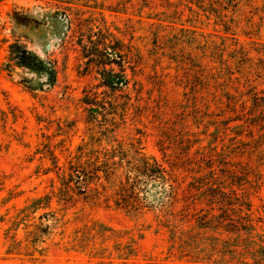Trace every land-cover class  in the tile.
<instances>
[{
  "label": "rangeland",
  "instance_id": "rangeland-1",
  "mask_svg": "<svg viewBox=\"0 0 264 264\" xmlns=\"http://www.w3.org/2000/svg\"><path fill=\"white\" fill-rule=\"evenodd\" d=\"M0 264H264V0H0Z\"/></svg>",
  "mask_w": 264,
  "mask_h": 264
},
{
  "label": "trees",
  "instance_id": "trees-1",
  "mask_svg": "<svg viewBox=\"0 0 264 264\" xmlns=\"http://www.w3.org/2000/svg\"><path fill=\"white\" fill-rule=\"evenodd\" d=\"M12 48L16 49L15 52L18 54L17 57L21 59V61L24 64L26 63L30 66H38L39 64H41L40 61H37V58L35 57V55L32 54V52H30L26 47H23L21 45H12ZM110 77L112 78L111 83H113L116 76H110ZM124 155H125L124 153L116 154V152H112L111 154L106 153V179L107 180H109L113 175H115V170H117V168L122 166V162L125 158ZM115 156H119L120 160L119 161L113 160ZM138 161L134 162L133 166L131 167L132 171L133 170L137 171V175H139L140 173H143V175L149 176L151 180L158 179V181L163 182V183L165 181H169L165 168L163 167L161 163H159V161L154 156H141L138 159ZM242 169H247V168L246 167L244 168L243 165H241L240 163H237V166L234 169L229 170L228 171L229 173H226L224 177L226 179L233 178V177H240L241 172H244L242 171ZM69 173L70 174L68 178L64 177L63 185L60 190V194L64 196H67L66 193L74 190V188L71 185V181L76 176H78L76 174L81 173V171L80 169L76 168V169H70ZM83 173L87 175L86 171ZM138 180H141V179L138 176H136L135 181L132 182V189H135V186ZM170 185H171L170 190L173 193L175 190V186H173L172 184ZM241 186L242 184L238 183V189L240 190L241 193L236 192V196L238 199L244 200V204H245L246 203L245 199L247 197L248 190L243 189V187ZM84 189L87 190V188H84ZM118 193L123 194V189H121V191ZM135 204L136 202H132V203L127 202L125 205L129 207H135L136 206Z\"/></svg>",
  "mask_w": 264,
  "mask_h": 264
}]
</instances>
